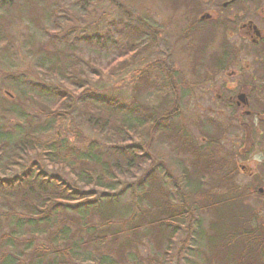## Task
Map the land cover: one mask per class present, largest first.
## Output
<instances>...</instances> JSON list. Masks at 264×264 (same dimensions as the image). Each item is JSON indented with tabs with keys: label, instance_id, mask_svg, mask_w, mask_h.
Segmentation results:
<instances>
[{
	"label": "rangeland",
	"instance_id": "374dc122",
	"mask_svg": "<svg viewBox=\"0 0 264 264\" xmlns=\"http://www.w3.org/2000/svg\"><path fill=\"white\" fill-rule=\"evenodd\" d=\"M52 1L42 0L41 5L45 11L49 5H52ZM59 1L60 7L62 4L67 6L58 10L57 21L60 24L64 22L62 23L63 34L70 30L67 29L69 26L76 30L73 38L82 34L89 39L86 43H80L78 50L75 49L74 52L75 58L79 59L85 69L83 71L85 77H91L87 79L91 91L116 98L127 107L135 103L147 110L162 109L164 117H168V122H171L170 130L174 125L173 130L176 129L177 131H174L179 136L191 130L189 117H194L195 114L190 115L191 111H188L185 106L186 99H181L180 94L176 95L177 98L179 97V107L174 111L175 97L167 91L166 85L171 65L183 74L194 69L191 66L190 50L184 48L181 42L175 43V39L182 32L180 22L183 24L186 7L196 4L195 0H97L98 4L90 10V15L87 17L79 16L73 4L70 3L72 0ZM36 7H32L33 13H28L27 17L30 18L32 14L38 15L37 21H29L28 18L27 21L23 18L18 20L13 13V20L10 23L12 27L8 30L6 38L0 41V130L3 131L10 130L19 120L23 121L24 117L45 122L47 116L44 113V106L46 104L44 100L33 98L40 88H57L64 95H70L73 99L77 97L76 92L71 88V82L59 77L58 73L49 68L46 62L51 61L52 57L49 58L46 54L43 58L40 54V48L44 52L53 53L55 46L41 34L43 25L47 26L51 23L45 21L44 9L40 6ZM66 16H68L66 20L70 23L63 20ZM110 24L117 30L126 24L137 33L133 38L115 39V44L109 42L104 47H101V42L96 44L91 40L92 36L103 34ZM132 44L136 46L132 47ZM58 49L63 53L68 51L62 49L60 44ZM119 51H125V54L120 57ZM41 59H45L46 62L41 64ZM59 59L61 61L63 58ZM62 62L63 65L66 64V61L62 60ZM159 66L165 67V71L159 69ZM210 68L207 65V69ZM174 112L178 114L172 117ZM173 130L169 138L140 132L131 141V144L140 147L141 153L147 159L136 177L137 181L128 182L125 185L133 191L136 189L138 180L147 171L152 170L156 176L158 173L161 174L164 177V185L160 183L161 187L168 190L176 211H180L181 215L185 214V216L182 222L173 223L170 226L169 230L177 231L174 232L173 237L169 236V232L157 230H151L146 236L143 231L148 229L151 218L144 214L143 221L141 220V225L138 226L141 228L136 230V235H132L129 230L125 231L113 240V243L108 242V250L100 251L110 256L107 264H225L223 259L225 253L217 243L220 234H217L216 240L207 244L209 247L205 246L207 240L205 239L204 243L201 239L202 234L205 236L210 234V224L213 221L210 216L211 211L212 215H217L213 224L220 232L238 225L234 219L224 223L225 213L234 210V218L237 219L240 216L244 218L249 209V219L245 223L244 230L246 233L251 232L250 226L253 227L254 219L260 228L259 231L256 229L257 234L254 233V236L260 238V234L264 237V195L257 196L254 190L246 189L245 185L248 181L246 177L241 175L232 177L233 175L225 174L217 156L200 155L201 165L195 169L198 154L192 152V148L186 147ZM53 131L59 138L64 139L66 136L71 143H75L80 148L85 147L88 141L95 137L86 125L82 107L79 105L74 106L68 119ZM196 144L199 145L196 148L202 147L201 143ZM47 169L49 172H58L66 180H72L67 170L62 167L48 166ZM15 174L17 170L12 169L1 176L7 179ZM197 186L200 189H197ZM202 193L207 197L202 198ZM215 194H219V204L204 210L203 205H208L209 198ZM133 196L134 193L125 191L119 200V208L122 210L126 207L138 208ZM235 196L237 200H232V205L224 203L228 202L226 198ZM195 203L199 205L195 206ZM142 208L144 209V205L139 209L142 210ZM127 219L124 217L115 221L116 227L121 221ZM133 227L134 225L131 228ZM79 237L83 236H71L69 240L74 242ZM115 251L117 253H113ZM100 255L93 251L90 244H86L76 253L73 252L71 256L65 254L63 261L64 264H100L98 262ZM42 259V263L49 259V253L43 252ZM252 259L255 264H258L254 252ZM34 261L33 258L27 264Z\"/></svg>",
	"mask_w": 264,
	"mask_h": 264
},
{
	"label": "trees",
	"instance_id": "16d2710c",
	"mask_svg": "<svg viewBox=\"0 0 264 264\" xmlns=\"http://www.w3.org/2000/svg\"><path fill=\"white\" fill-rule=\"evenodd\" d=\"M41 2L42 0H0V41L6 38L12 27L10 23L13 13L18 20L23 18L24 21H37L38 15L32 14L29 18L27 14L33 13L32 7L43 8ZM59 3V0H53L47 11L42 9L45 21L51 24H44L41 34L55 47L53 53L44 52L40 48L43 58L46 54L49 58L52 57V62L41 59L40 63H48L49 68L58 73L59 77L71 82V88L77 97L73 99L70 95H64L57 88H40L33 98L44 100V113L47 116L45 122L24 117L23 121L19 120L10 130H0V264H27L33 258L35 261L31 264H64L65 254L71 256L86 244H90L95 253L101 254L98 259L100 264H107L110 256L100 251L108 250V242L113 243L125 231L129 230L132 235H136L144 214L151 218L148 229L143 231L146 236L151 230H157L169 232V236L173 237L177 231L169 230L170 226L182 222L185 216L176 211L168 190L161 187V184L164 185L161 174L156 176L152 170L147 171L138 180L134 192L125 185L137 181L136 177L147 159L140 147L131 144V141L140 132L169 138L174 125L170 130L171 122H168V117H164L162 109L147 110L135 103L127 107L116 98L90 90L87 79L91 77H85V69L79 59L75 58L74 52L75 49L78 50L80 43H86L89 39L82 34L73 38L76 30L69 26L67 29L70 30L63 34L64 22L60 24L57 21L58 10L67 6L62 4L60 7ZM70 3L82 17L90 15V10L98 4L97 0H72ZM62 15L64 16L63 13ZM66 18L68 16L63 17V20ZM136 33V30L133 32V28L126 24L120 30L110 24L103 34L92 36L91 40L96 44L101 42V47H104L109 42L115 44V39L118 38H133ZM59 44L68 51H60ZM131 46L135 47L136 44ZM119 53L121 57L125 51ZM61 57L66 61L65 65L60 61ZM76 105L82 107L85 123L95 135L82 148L71 143L66 136L64 139L59 138L53 131L68 119ZM174 130L173 133L187 147L185 135L179 136L176 134L177 130ZM199 156L200 154L196 156L198 159L195 161V169L202 162ZM48 166L62 167L72 180H66L58 172H49ZM12 169H16L17 174L7 179L1 176ZM197 189L200 187L197 186ZM125 191L134 193L137 211L127 207L123 210L119 208V200ZM218 195L210 197L208 205L202 204L204 210L219 204ZM201 197L207 196L202 193ZM232 200H237V196L226 198L228 202L224 203L232 205ZM143 205L144 209L140 210ZM196 205L199 204L195 203ZM247 211L244 218L240 216L237 219L233 217L234 210L225 213L224 223L234 219L238 225L220 232L213 224L217 215H212L211 211L213 221L210 224V234L201 235L204 243L207 240L205 246H208L220 234L217 243L225 253V264H255L253 252L256 254V262L264 264V237L260 234V238L254 236L257 230L253 220L251 232L246 233L244 230L249 219V209ZM124 217L128 219L121 221L116 227L115 221ZM71 236L83 237L73 242L69 240ZM42 251L49 253V259L43 263Z\"/></svg>",
	"mask_w": 264,
	"mask_h": 264
},
{
	"label": "flooded vegetation",
	"instance_id": "af4514ba",
	"mask_svg": "<svg viewBox=\"0 0 264 264\" xmlns=\"http://www.w3.org/2000/svg\"><path fill=\"white\" fill-rule=\"evenodd\" d=\"M195 2L186 7L175 39L190 50L194 69L183 74L171 65L167 91L174 94V111L180 94L190 115L200 114L189 117L191 130L185 134L192 152L217 156L224 173L246 177L245 188L262 196L264 0ZM197 142L202 147L196 148ZM253 224L259 231L254 219Z\"/></svg>",
	"mask_w": 264,
	"mask_h": 264
}]
</instances>
